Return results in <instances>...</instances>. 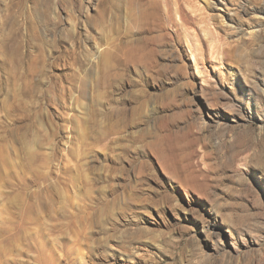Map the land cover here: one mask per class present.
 Returning <instances> with one entry per match:
<instances>
[{"label":"rangeland","instance_id":"374dc122","mask_svg":"<svg viewBox=\"0 0 264 264\" xmlns=\"http://www.w3.org/2000/svg\"><path fill=\"white\" fill-rule=\"evenodd\" d=\"M0 264H264V0H0Z\"/></svg>","mask_w":264,"mask_h":264},{"label":"bare ground","instance_id":"6f19581e","mask_svg":"<svg viewBox=\"0 0 264 264\" xmlns=\"http://www.w3.org/2000/svg\"><path fill=\"white\" fill-rule=\"evenodd\" d=\"M210 44H212V43H210Z\"/></svg>","mask_w":264,"mask_h":264}]
</instances>
